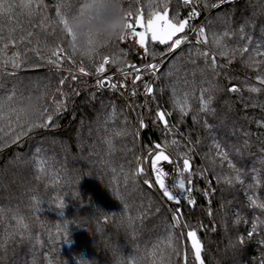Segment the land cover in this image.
<instances>
[{"label":"trees","instance_id":"trees-1","mask_svg":"<svg viewBox=\"0 0 264 264\" xmlns=\"http://www.w3.org/2000/svg\"><path fill=\"white\" fill-rule=\"evenodd\" d=\"M165 2L170 19L177 12L187 18L195 6L200 15L189 26L203 27L207 43L197 44L189 28L185 32L193 37L172 52L150 37L147 56L133 39L119 41L128 62L122 68L110 62L100 76L114 77L112 90L97 88L96 75L78 71L82 62L95 73L100 57L67 58L70 38L58 12L71 15L81 0H0V264H201L190 230L197 232L203 264H264V209L258 207L264 203V127L258 123L264 121V90H249L264 89L257 80L264 64L249 66L250 55L264 60L256 54L257 48L264 52V0L188 6L182 0H123V6L133 20L142 13L146 24L154 12L163 14ZM245 45L249 51L236 52L229 62L232 51ZM57 46L65 50L59 69L48 63ZM213 56L215 71L209 66ZM150 61L162 67L155 74L142 70L134 85L136 73L126 65ZM118 69L131 75L125 78ZM37 95L43 96L44 118L36 123L47 115L53 120L28 131L30 124L10 109ZM161 150L180 169L185 158L190 161L193 191L180 205L163 197L165 203L143 183L145 172L138 173L141 156L151 171V158ZM60 199L66 204L62 215ZM65 222L67 238L54 240V225Z\"/></svg>","mask_w":264,"mask_h":264},{"label":"snow or ice","instance_id":"snow-or-ice-1","mask_svg":"<svg viewBox=\"0 0 264 264\" xmlns=\"http://www.w3.org/2000/svg\"><path fill=\"white\" fill-rule=\"evenodd\" d=\"M200 0H182V3L184 6L188 5H195L198 4ZM228 0H220V3H226ZM207 7V4L205 5ZM218 4H212L211 7L215 8L218 7ZM11 4L7 6V9L10 11L11 10ZM22 7H27L26 5H22ZM66 7V6H65ZM163 9L164 12L163 14H160L159 12H154L153 13V18H149L146 22V24L143 22V15L142 13L137 15L136 18L133 20V13L129 10L126 14V19H127V31L126 33L120 38L119 41H124V40H132L134 39V43L139 46L140 49L143 50L145 56L149 54V49H148V43H149V37H150V42L151 43H156L158 42L160 45H168V52L175 51L177 48H179L182 44L188 43V35L185 32L186 28H189L190 31H195L196 33V43L199 44L201 42L207 43V38L205 37V29L203 27L199 28L198 30L191 29L189 26V21L195 17H198L200 13L197 11L196 7L193 6L191 10L188 13L187 18H180L179 13L177 12L175 16H173L171 19L168 16V4L165 2L163 4ZM74 13V12H73ZM72 13V14H73ZM31 15L32 13L29 12ZM58 15L60 16L59 23L63 25V28L67 34V36L70 38V41L73 39L71 29L67 27V17L69 16L67 13L65 14H60L58 12ZM141 29V30H138ZM241 32H243V29H241ZM178 34H183V35H178ZM29 36L32 35L31 32L28 33ZM230 35L229 32L225 31L223 33L224 37H228ZM2 38V37H0ZM24 38L21 37V40ZM249 41L251 40L250 37H248ZM218 43V41H214ZM260 47H264V45H261ZM5 48H7V44H5ZM71 50V56L67 57L69 60H71L72 57L77 55V52L74 48H70ZM248 46L245 45L241 48L234 49L232 51V57L229 58V62H231V59L234 58L235 53L239 52L241 55H243L245 52H248ZM65 52V50L62 47L57 46L56 48L51 50V57H55V59H52L51 57L48 58V63L54 65L57 69L61 67L62 63V57L60 53ZM197 54L201 55L205 58L209 56L208 52H200L197 50ZM221 56H227L228 52L227 51H220L219 53ZM256 54L258 56H264V52H261L259 48L256 50ZM81 57H85L84 54H80ZM100 53L98 51H90L87 53V58L89 60H93L94 57H99ZM74 62V61H73ZM110 60L107 56L103 57V60L101 63L98 64L95 68V73H89L86 71L85 67L83 66V63L81 62L78 71L80 74L87 76V75H96L97 80H96V87L99 89H103L105 87H108L109 89L115 90L117 88V83L112 82L111 76L105 77L103 79L100 78V76L106 71V66L109 65ZM261 64H264V60H256L254 57L251 55L249 56V66H260ZM17 66V65H14ZM213 71H215L217 65H216V59L215 56L212 57L211 64L209 65ZM126 67L132 68L133 71L136 73L132 83L135 85V82L138 80L142 79V76L140 75L141 71H151L153 74H155L158 71V65L156 64H145L142 67H137L134 64H127ZM118 71H121L125 78L127 76L131 75V73L128 72H123L122 69H118ZM69 74L71 77V80L75 81L78 77L76 76L75 73H73L71 70H69ZM67 79V77L62 78L61 83H64V80ZM257 80L259 81L260 85L264 86V75H257ZM120 87L123 88L125 87L124 83H120ZM144 90L145 94L151 95L153 92V88L151 86V83L145 82L144 83ZM251 92H261L262 89L261 87H256V86H251L249 89ZM231 92H237L239 91L238 88L236 87H231L229 89ZM133 96L136 95V90L135 87L132 90L131 93ZM11 97H9V101H11ZM25 98L22 99L21 103L23 102ZM211 103V97L208 98L207 101L202 102V107L204 109L208 108V105ZM63 105L62 103L57 104V109L59 110L62 108ZM4 108V102L0 101V110H3ZM180 111L183 114H187L186 112V104L180 106ZM16 113L17 114V120L19 121V114L18 110L15 107H11L10 109V114ZM157 116L161 121H164L165 114L163 112H158ZM53 117L51 115H47V120L43 123H35V124H30L28 131H31L33 127H49L50 123L52 122ZM262 127H264V121H259L258 122ZM165 124L167 122L165 121ZM26 133L21 132L20 135H24ZM19 137H16L18 139ZM175 143V141H173ZM155 147L157 149H161L160 144H156ZM217 148L219 149L220 146L217 145ZM225 160L228 159V155L226 152L221 151L219 153ZM152 155V154H150ZM161 161H166L168 163H172L170 157L164 153L163 150L159 151V153L154 154L153 158H151V171L152 174L154 175V184L158 186V189L161 191L163 197H165L168 201L174 202L177 205H180L182 203V200L185 198V194L191 193L193 191L192 187H190L193 184V180L190 178L191 176V167H190V161L189 159L185 158L183 160V168L180 169L179 167H175L170 170H165L163 166H161L160 162ZM145 169L143 167L138 169V173H143ZM189 174L188 178H185V174ZM231 183V181H228ZM145 185H147L149 188H152L154 186L153 182L150 181L149 179H145L143 181ZM207 194V193H206ZM117 195H119L117 193ZM187 201L190 205H195L196 201L191 198L190 195L187 197ZM65 200L60 199L57 203L56 208L61 210V215L62 210L65 208ZM258 207L264 209V203L259 204ZM125 208H127V205L125 204ZM36 211L39 213L40 212V207L37 205ZM177 211V217L175 218L177 220V223L180 222L179 220V209ZM109 217L107 214H105L104 219L107 220ZM57 235L53 237L54 240L56 241H61L67 238L68 236V222H65L64 224L56 223L55 225ZM184 227H190L189 225L185 224L183 225ZM187 236L191 239L192 241V247L195 249V259L197 261H200V253H201V245L197 239V232L196 230H190L187 232ZM249 236H251V233H249ZM243 241H241L242 243ZM66 264V262H65ZM87 264V262H85ZM201 264L203 262L201 261Z\"/></svg>","mask_w":264,"mask_h":264},{"label":"clouds","instance_id":"clouds-1","mask_svg":"<svg viewBox=\"0 0 264 264\" xmlns=\"http://www.w3.org/2000/svg\"><path fill=\"white\" fill-rule=\"evenodd\" d=\"M127 12L123 0H81L79 8L67 17L73 37L70 48L86 58L90 51H98L101 60L107 56L112 65L122 68L128 55L118 42L127 31ZM42 101V95L26 97L18 106L24 123L35 124L44 118Z\"/></svg>","mask_w":264,"mask_h":264},{"label":"rangeland","instance_id":"rangeland-1","mask_svg":"<svg viewBox=\"0 0 264 264\" xmlns=\"http://www.w3.org/2000/svg\"><path fill=\"white\" fill-rule=\"evenodd\" d=\"M199 27V26H198ZM198 27L196 28V30L198 29ZM138 30H140V29H138ZM133 41H134V39H133ZM155 64V63H154ZM158 65V67L160 68V67H162V64L161 63H159V64H157ZM103 77H108V76H103ZM100 78H102V77H100ZM112 78V80H113V78L114 77H111ZM140 125H141V123H139V131H140ZM141 162H142V167L145 169V175H146V177L150 180V181H152L153 183H154V180H155V178H154V175L151 173V171H150V169H149V166H148V163H147V160H146V158L144 157V155H142L141 156ZM161 162H163V161H161ZM160 162V163H161ZM145 165H147L148 166V170L146 169V167H145ZM175 167V164L173 163V168ZM155 185V184H154ZM157 188H158V186L157 185H155ZM154 187V186H153ZM155 188V187H154ZM159 190V189H158ZM156 191V190H155ZM159 193L161 194V196L163 197V195H162V193L160 192V190H159ZM190 239V238H189ZM190 242H191V240H190ZM191 244H192V242H191Z\"/></svg>","mask_w":264,"mask_h":264},{"label":"water","instance_id":"water-1","mask_svg":"<svg viewBox=\"0 0 264 264\" xmlns=\"http://www.w3.org/2000/svg\"><path fill=\"white\" fill-rule=\"evenodd\" d=\"M187 29V28H186ZM178 35H181V34H178ZM164 163H167L168 165H170V167L171 168H173V164L172 163H168V162H166V161H163V162H161L160 164L162 165V164H164ZM145 167H146V169L148 170V166L147 165H145ZM149 171V170H148ZM154 184V183H153ZM154 187H155V190H156V192L159 194V196L162 198V200L166 203V201H165V199L161 196V194L159 193V190H158V188L154 185ZM197 239H198V237H197ZM191 240V239H190ZM198 241H199V239H198ZM192 242V241H191ZM200 243V242H199ZM201 251H202V248H201ZM200 257H201V259H200V262L202 261L203 262V259H202V256H201V253H200Z\"/></svg>","mask_w":264,"mask_h":264},{"label":"built area","instance_id":"built-area-1","mask_svg":"<svg viewBox=\"0 0 264 264\" xmlns=\"http://www.w3.org/2000/svg\"><path fill=\"white\" fill-rule=\"evenodd\" d=\"M192 37H193V35H188V40H190ZM182 45H183V44H182ZM182 45H181V46H182ZM60 54H61V53H60ZM145 64H153V62L150 61V62H147V63H145ZM145 64H144V65H145ZM103 78H105V77H102L101 79H103ZM163 122H164V124H165V118H164V121H163ZM140 129H141V125H140ZM190 187H191V186H190Z\"/></svg>","mask_w":264,"mask_h":264},{"label":"bare ground","instance_id":"bare-ground-1","mask_svg":"<svg viewBox=\"0 0 264 264\" xmlns=\"http://www.w3.org/2000/svg\"><path fill=\"white\" fill-rule=\"evenodd\" d=\"M161 166H163L165 168V170H170L173 169L170 167V165H168L167 163L162 164Z\"/></svg>","mask_w":264,"mask_h":264}]
</instances>
